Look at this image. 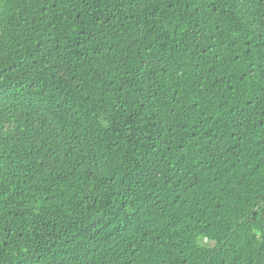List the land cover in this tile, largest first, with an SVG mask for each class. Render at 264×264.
Listing matches in <instances>:
<instances>
[{"label":"trees","instance_id":"obj_1","mask_svg":"<svg viewBox=\"0 0 264 264\" xmlns=\"http://www.w3.org/2000/svg\"><path fill=\"white\" fill-rule=\"evenodd\" d=\"M0 264H264V0H0Z\"/></svg>","mask_w":264,"mask_h":264}]
</instances>
